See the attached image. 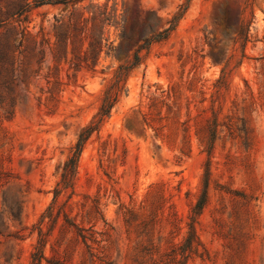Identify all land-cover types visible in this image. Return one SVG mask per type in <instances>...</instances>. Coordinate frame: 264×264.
Returning a JSON list of instances; mask_svg holds the SVG:
<instances>
[{
  "label": "rangeland",
  "instance_id": "374dc122",
  "mask_svg": "<svg viewBox=\"0 0 264 264\" xmlns=\"http://www.w3.org/2000/svg\"><path fill=\"white\" fill-rule=\"evenodd\" d=\"M39 1L0 0V26L47 41L13 115L0 117V264H32L38 228L40 264H138L134 252L149 243L145 264H264V0H80L73 8L115 4L119 27L103 30L97 60L84 40L51 56L53 18L68 10ZM150 30L166 38L145 48ZM121 66L116 102L97 124ZM92 240L107 257L93 256Z\"/></svg>",
  "mask_w": 264,
  "mask_h": 264
},
{
  "label": "trees",
  "instance_id": "16d2710c",
  "mask_svg": "<svg viewBox=\"0 0 264 264\" xmlns=\"http://www.w3.org/2000/svg\"><path fill=\"white\" fill-rule=\"evenodd\" d=\"M80 0H40V5H61L67 8L68 12L59 17H54L52 24V35L54 37L55 49L51 52V56L55 58L57 56L56 48L67 47L68 43L73 44L76 40H84L87 42L89 47L90 55H94L95 60L102 53L103 48L107 47L108 44H103L107 40L103 39V30L106 27L118 28V23L115 20V4L110 8V12L107 13V6H88L81 9H75L73 6ZM5 28V26H0V29ZM171 29L165 30L164 34H168ZM152 36L145 40V48H148L153 42H158L166 38L161 33L150 30L149 32ZM32 42V46H30ZM47 44V41L41 39L39 44L34 41V37L27 31L24 26H11L5 28V31L0 34V117L5 119L10 118L15 110L16 105V89L20 88L23 84L22 77L29 68V60L35 58L39 55H43V49L38 50V48ZM137 59V56H135ZM41 62L38 60V64ZM128 67H120L115 74V83L105 91V95L102 99L99 112L97 113V124L102 120L104 116H108L111 108L116 102L117 95L119 92V83ZM40 71L36 70V74ZM48 79V77H46ZM47 84L50 81L47 80ZM51 89L48 90L50 92ZM96 124V126H97ZM94 127L90 126L84 129L80 135L78 142L76 144V153L70 159L69 163L64 169L62 174V180L66 182L69 174L73 176L75 169V162L77 154L80 152L81 145L86 140L87 136L93 131ZM210 132H213V128L209 127ZM200 145L203 146L210 155L212 151L213 141L211 139L200 141ZM69 169V170H68ZM208 186H209V175L205 174L204 190L202 191L199 199L195 205L191 208V215L189 218V223H187L188 231L187 236L184 239L183 250L181 254L184 259L188 258L190 254L194 252V243L196 238L194 224L197 216L200 215L204 206L207 204L208 196ZM53 215V214H51ZM43 218V217H42ZM38 241L35 247V253L32 255V264H40L44 260L43 248L45 244V236L41 229L38 228ZM82 241L86 242V237L80 235ZM93 243L98 244L99 251L96 256L98 259H103L107 257L108 246L101 245L99 241L92 240ZM107 242V241H106ZM90 248L89 246H87ZM182 248V247H180ZM92 249V248H91ZM153 243H149V249H143L136 254L138 259V264H145V258L150 253L149 251L155 250ZM148 251V252H147ZM101 254L103 256H100ZM49 263V262H48ZM157 262L156 264H158ZM53 264H63L60 262H54Z\"/></svg>",
  "mask_w": 264,
  "mask_h": 264
}]
</instances>
